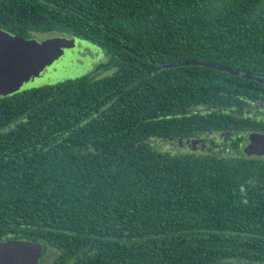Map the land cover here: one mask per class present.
<instances>
[{"label":"trees","instance_id":"obj_1","mask_svg":"<svg viewBox=\"0 0 264 264\" xmlns=\"http://www.w3.org/2000/svg\"><path fill=\"white\" fill-rule=\"evenodd\" d=\"M0 29L105 56L0 101V228L53 264H264V160L184 145L251 127L264 0H0Z\"/></svg>","mask_w":264,"mask_h":264},{"label":"water","instance_id":"obj_2","mask_svg":"<svg viewBox=\"0 0 264 264\" xmlns=\"http://www.w3.org/2000/svg\"><path fill=\"white\" fill-rule=\"evenodd\" d=\"M79 47L81 46L73 38L50 37L38 42L13 37L0 31V95L40 86L49 80L57 81L61 73L73 67H80V62L86 60ZM185 65H198L239 75L236 70L207 62L177 64ZM174 66L176 65L166 67ZM242 76L264 84L263 78L249 74ZM243 151L247 156H264V134H250ZM41 255L40 243L23 240H7L0 243V264H37Z\"/></svg>","mask_w":264,"mask_h":264},{"label":"flooded vegetation","instance_id":"obj_3","mask_svg":"<svg viewBox=\"0 0 264 264\" xmlns=\"http://www.w3.org/2000/svg\"><path fill=\"white\" fill-rule=\"evenodd\" d=\"M1 32L6 33L10 36L13 37H18L15 36L13 34H10L2 29H0ZM54 37H60V36H53ZM21 39H25V40H34L36 38L32 37V38H22L19 37ZM47 36H44V39L39 40L38 42H42L44 40H46ZM38 40V39H36ZM35 88V87H33ZM30 88V89H33ZM30 89H26L20 92L15 93H26L28 92V90ZM14 93L12 94H8V95H0V101L1 100H6V99H10L13 98ZM228 108H231V111L233 114H235L237 117H240L239 120H243V121H247L248 124H251V127H249V129L246 130H241L239 129V131H235L233 130V123L229 124V127L232 129L231 132H221L220 134H218V136H215L216 134H208V135H204V138L201 136L199 137V139H193L196 140L193 143L195 144H191V140H187L184 141V145L189 146L193 151H196L197 153L203 154L205 156H209V157H216V158H221L223 157H231V158H237V159H242V160H264V156H255V155H251V156H247L246 154H244V148L245 146L248 144V136L250 134H264V101L260 100L259 98H243V99H238L237 102H229L228 103ZM260 126H262V129L257 130ZM238 134H237V133ZM225 136L228 137H232V141H228L225 140ZM172 145L178 147V140H170L168 139ZM177 150V149H176ZM224 150V152L222 153V151ZM14 236L11 235L10 233L6 232V229L4 228H0V243L7 241V240H23V241H28L25 238H13ZM28 242H33V241H28ZM35 243H40L42 245V255L41 258L39 260V262L37 264H53V260L47 258V254H49V252L54 251V249H51V247L47 246V243H43V242H35ZM47 252V253H44Z\"/></svg>","mask_w":264,"mask_h":264},{"label":"rangeland","instance_id":"obj_4","mask_svg":"<svg viewBox=\"0 0 264 264\" xmlns=\"http://www.w3.org/2000/svg\"><path fill=\"white\" fill-rule=\"evenodd\" d=\"M35 38L38 39V40L34 39L36 41L44 39L43 36H38ZM75 41L79 46H81L79 47V49L83 52V58L86 57V60H84V62L83 61L80 62L81 66L70 68L69 70H66L65 72L61 73L57 81L56 79L49 80L45 83H42L40 86H36V87H42L45 85L58 83V82L65 81V80H73V79L80 78L84 76L85 74L91 72L92 71L91 68L93 65H97L100 62L105 61L104 53L99 48L91 45L89 42L85 43V42H81L80 40L77 41L76 39ZM81 67L83 68L81 69Z\"/></svg>","mask_w":264,"mask_h":264}]
</instances>
